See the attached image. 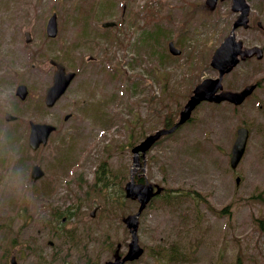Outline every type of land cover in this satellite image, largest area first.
<instances>
[{"label":"rangeland","instance_id":"374dc122","mask_svg":"<svg viewBox=\"0 0 264 264\" xmlns=\"http://www.w3.org/2000/svg\"><path fill=\"white\" fill-rule=\"evenodd\" d=\"M190 1L0 0V87L12 89L17 116L7 120L0 111V126L17 142L18 163L29 177L22 199L0 186V264H11L12 255L17 264H100L112 257L118 243L122 252L127 249L131 234L122 217L135 212L138 202L124 198L108 209L107 194L114 195L129 180L131 143L162 128L163 114L180 108L203 78L217 75L210 60L227 32L205 31L196 17H188ZM149 4L153 12L146 17ZM220 10L228 16L226 2ZM54 11L58 34L50 37L46 23ZM106 20L117 25L102 27ZM169 40L181 54L169 51ZM51 59L76 70L77 76L57 103L47 107L45 90L56 70ZM256 62L236 66L224 78L225 88L251 83ZM19 84L30 91L24 100L17 94ZM65 114L71 116L65 120ZM31 120L57 126L48 143L36 150L29 143ZM244 123L251 136L233 169L230 152ZM105 160L116 182L109 190L94 185ZM34 163L45 171L37 180L31 177ZM138 173L143 182L185 195L150 201L139 225L144 253L126 264H264L260 92L238 106L201 104L188 123L152 146ZM187 191L199 192L203 200ZM69 206L76 213L65 215L63 230L55 229L53 208Z\"/></svg>","mask_w":264,"mask_h":264},{"label":"water","instance_id":"95a60500","mask_svg":"<svg viewBox=\"0 0 264 264\" xmlns=\"http://www.w3.org/2000/svg\"><path fill=\"white\" fill-rule=\"evenodd\" d=\"M207 2L214 7L216 0H207ZM233 8L240 9L242 12L239 15L235 26L240 23L246 22V15L248 12V4L246 0H233ZM116 24L113 20H106L102 23L103 26H114ZM47 32L50 36H55L58 32L57 23V13L54 12L48 19L47 22ZM26 38L30 41V32H26ZM242 41L236 39L234 29L232 32L222 41L218 46L214 55L212 57V65L219 69L220 75L218 78H205L194 88L193 94L190 96L189 100L185 104L184 108L180 112V119L176 124L170 128H161L156 130L154 133L147 135L140 143L132 148L134 153L133 163L131 166V176L130 180L125 185L126 195L128 197L137 198L140 202V206L135 213L128 214L123 217V221L126 223L127 227L131 233V241L129 242L128 250L126 254L122 257L119 254V247L115 251V256L113 259L106 260L102 264H123L127 260H133L138 258L144 251L143 246L139 243V217L146 206L147 202L152 198L153 195L161 191V187H157L154 191V185L149 181L137 182L135 180L134 174L139 166L143 163L140 161L141 157H146V151L154 144V142L163 134L172 132L178 125L184 122L191 114L194 107L204 99L221 101L224 99H229L235 103H241L246 95L251 93L255 85H250L241 91H221L219 89L223 87L221 79L225 72L229 71L238 61L239 55L243 57L253 55L256 51V47L252 48H242ZM169 49L172 53L178 54L181 49L178 48L173 41L169 42ZM261 55V53H260ZM51 63L56 66V70L53 77V83L46 90V103L48 106H52L60 98V96L67 90L72 79L75 77V71H67L63 63L52 59ZM17 93L23 98L26 97L28 90L26 85H20L18 87ZM16 116L10 112L6 113L7 119H14ZM69 117V114L65 116V119ZM31 133H30V145L33 148H38L41 143H47L49 135L56 126L50 123L42 122H31ZM249 136V130L247 127L243 126L238 129V135L235 140L232 149L231 165L236 167L240 161L247 143ZM145 163V162H144ZM44 170L39 164L33 166L32 177L34 179L40 178L44 175ZM240 178H237L239 182ZM96 201L94 202V210L91 212V216H94L96 211Z\"/></svg>","mask_w":264,"mask_h":264},{"label":"flooded vegetation","instance_id":"af4514ba","mask_svg":"<svg viewBox=\"0 0 264 264\" xmlns=\"http://www.w3.org/2000/svg\"><path fill=\"white\" fill-rule=\"evenodd\" d=\"M249 3V11L247 15V23L236 27V34L238 39H242L244 47H257L256 54L246 57L244 60L257 62V77L255 85L260 92L264 89V75L260 77V60H264V0H247ZM226 2L229 6L228 16L225 12L220 10L221 4ZM191 17H196L199 21L200 27L205 31L224 30L229 34L234 26L240 11L233 10L232 0H218L215 7L207 3V0H194L192 4ZM216 14H219L217 18ZM227 17L226 25L223 23ZM224 25V27H223ZM226 34V35H227ZM225 35V36H226ZM224 36V37H225ZM260 48L263 56L260 57ZM242 60V61H244ZM260 107L264 108V100L260 103ZM167 188H164L162 194L167 196ZM11 256V264H17L16 256Z\"/></svg>","mask_w":264,"mask_h":264},{"label":"clouds","instance_id":"9594fccd","mask_svg":"<svg viewBox=\"0 0 264 264\" xmlns=\"http://www.w3.org/2000/svg\"><path fill=\"white\" fill-rule=\"evenodd\" d=\"M0 111L13 112V91L9 87H0ZM20 148L8 129L0 126V186L14 199H22L29 188V177L24 167L18 163Z\"/></svg>","mask_w":264,"mask_h":264},{"label":"trees","instance_id":"16d2710c","mask_svg":"<svg viewBox=\"0 0 264 264\" xmlns=\"http://www.w3.org/2000/svg\"><path fill=\"white\" fill-rule=\"evenodd\" d=\"M175 119L176 117H174L173 114H170L166 117V119H164V122L162 124H164L165 126H170L173 124ZM131 145H133V143H131ZM114 178H115V175L112 174V170L110 166L107 164V161L105 160L101 162V164L97 168L94 185L97 186V188H100L103 190H109V188H111L112 186H115L114 184L116 182ZM142 179L143 178L140 177V180ZM117 188L118 190L115 191L114 195L110 193L107 194V200H108L107 205H109L108 209L117 208L118 206L115 205V203L121 204L123 202V199L125 198V193L123 190L124 186L119 185ZM77 209L78 210L81 209V205L77 207ZM74 213H76V210H72L71 206L63 210L53 208L52 217H53V220L57 221V225L54 226L55 229L63 230L62 226L66 223V220H64L63 217L67 214V217L70 218V216ZM122 214L123 213H121V215ZM114 248L115 247H113L112 250H114Z\"/></svg>","mask_w":264,"mask_h":264}]
</instances>
